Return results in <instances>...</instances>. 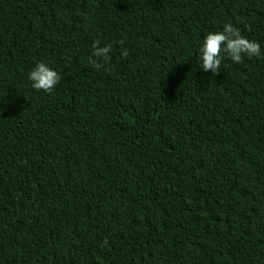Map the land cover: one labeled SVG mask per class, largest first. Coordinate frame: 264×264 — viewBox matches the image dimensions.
<instances>
[{"label": "trees", "instance_id": "obj_1", "mask_svg": "<svg viewBox=\"0 0 264 264\" xmlns=\"http://www.w3.org/2000/svg\"><path fill=\"white\" fill-rule=\"evenodd\" d=\"M0 264H264V0H0Z\"/></svg>", "mask_w": 264, "mask_h": 264}, {"label": "clouds", "instance_id": "obj_2", "mask_svg": "<svg viewBox=\"0 0 264 264\" xmlns=\"http://www.w3.org/2000/svg\"><path fill=\"white\" fill-rule=\"evenodd\" d=\"M111 51L110 45L101 46L100 41L93 40L90 66L97 71H109L106 65H108ZM260 53L261 48L256 41L247 39L232 23H224L220 30L209 31L203 37L195 52L196 67L202 72L215 75L224 54L233 63L239 64L243 57L252 58L259 56ZM120 56L121 58L128 56L127 48L121 49ZM60 79V74L43 61H37L27 72V80L33 90L49 92Z\"/></svg>", "mask_w": 264, "mask_h": 264}]
</instances>
